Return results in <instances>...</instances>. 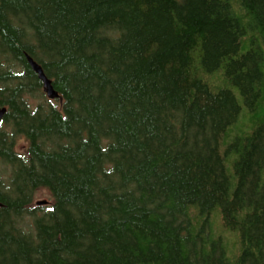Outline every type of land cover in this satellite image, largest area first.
Masks as SVG:
<instances>
[{"label":"trees","instance_id":"obj_1","mask_svg":"<svg viewBox=\"0 0 264 264\" xmlns=\"http://www.w3.org/2000/svg\"><path fill=\"white\" fill-rule=\"evenodd\" d=\"M0 107V264H264V0H0Z\"/></svg>","mask_w":264,"mask_h":264},{"label":"water","instance_id":"obj_2","mask_svg":"<svg viewBox=\"0 0 264 264\" xmlns=\"http://www.w3.org/2000/svg\"><path fill=\"white\" fill-rule=\"evenodd\" d=\"M27 61L31 69L33 70V72L37 74L38 79L42 82L43 90L46 96L50 100L58 99L60 95L58 91L56 90V88L54 87L53 81L46 76L42 67L36 61H34L30 56H27ZM6 113H7L6 108L0 107V123L3 121ZM45 204H47V202H39L38 206L45 205ZM0 207H2L1 203H0Z\"/></svg>","mask_w":264,"mask_h":264},{"label":"rangeland","instance_id":"obj_3","mask_svg":"<svg viewBox=\"0 0 264 264\" xmlns=\"http://www.w3.org/2000/svg\"><path fill=\"white\" fill-rule=\"evenodd\" d=\"M23 146H25L24 142L21 141L20 144L18 145V149H22ZM39 202H47V204L45 205H41V206H47L49 205V202H50V195L48 194L47 191H39L37 192L36 196H35V199H34V206L36 207H41V206H38V203Z\"/></svg>","mask_w":264,"mask_h":264}]
</instances>
